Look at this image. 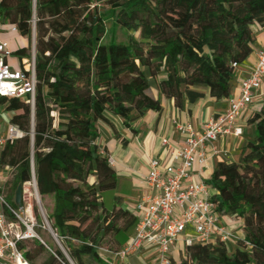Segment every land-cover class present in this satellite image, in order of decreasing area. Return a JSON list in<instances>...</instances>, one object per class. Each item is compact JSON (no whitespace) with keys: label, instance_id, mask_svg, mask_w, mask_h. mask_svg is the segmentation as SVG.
<instances>
[{"label":"trees","instance_id":"trees-1","mask_svg":"<svg viewBox=\"0 0 264 264\" xmlns=\"http://www.w3.org/2000/svg\"><path fill=\"white\" fill-rule=\"evenodd\" d=\"M102 1L128 31L127 41L103 42ZM0 14L19 34L34 33L36 47L34 107L26 98L0 97L25 133L0 150V166L15 169L12 199L32 181L34 161L39 194L54 199L51 227L70 258L112 264L101 248L120 249L137 218L119 199L111 209L104 204L118 177L100 152L98 124L126 143L107 113L130 126L149 110L161 112L153 85L180 109L207 94L229 98L233 64L251 56L254 27L264 26V0H0ZM17 53L23 66L28 48ZM248 121L254 138L237 161L216 160L206 181L216 189L217 210L243 221L244 238L233 249L221 241L187 245L171 264H264V105ZM21 248L35 264L45 246L27 241ZM53 251L57 256L51 252L40 264H70L60 248Z\"/></svg>","mask_w":264,"mask_h":264},{"label":"built area","instance_id":"built-area-1","mask_svg":"<svg viewBox=\"0 0 264 264\" xmlns=\"http://www.w3.org/2000/svg\"><path fill=\"white\" fill-rule=\"evenodd\" d=\"M5 23L4 17L0 14V29ZM10 29L16 31L14 25H10ZM32 39V45L28 48V58L18 69L7 62L11 50L8 43L0 39V97L26 98L34 107L36 97L34 33ZM240 65L233 64L236 69H239ZM263 80L264 40L256 51V61L251 72L240 79L237 95L231 98L227 110L206 122L200 130L195 129L190 123H176V128L184 135L185 145L178 146L168 137H164L162 145L167 149L168 159L149 157L148 173L145 177L148 188L141 198L127 209L137 218L134 233L114 252L116 257L125 260L135 253H152L158 264H171L172 252L177 243L186 247L194 243L217 241L229 244L239 239L237 233L221 222L224 214L217 210V203L214 200L216 189L208 185L206 180H193L191 176L195 169L202 174L210 158L209 146L212 147L213 154L223 152L215 145L220 137L242 135L243 129L237 125V121L252 103L253 98L259 94ZM2 105L0 103V115ZM6 112L9 113V123L6 133L0 134V148L9 140L25 135L24 131L10 122V112L7 110ZM100 152L106 154L102 147ZM108 163L115 167L116 159L108 155ZM32 169L34 170V161ZM14 170L12 166L6 165L3 173L5 181L0 175V264H33L27 258L25 250L21 248L23 243L33 240L39 241L56 255L38 232L39 228H49L69 263L74 264L58 235L51 229V223L42 205L39 207L41 219L38 220L32 204L27 200L28 192L39 198L34 179L23 185L21 206L8 201L6 183L14 174Z\"/></svg>","mask_w":264,"mask_h":264},{"label":"crops","instance_id":"crops-1","mask_svg":"<svg viewBox=\"0 0 264 264\" xmlns=\"http://www.w3.org/2000/svg\"><path fill=\"white\" fill-rule=\"evenodd\" d=\"M254 28L256 32V41L253 46V52L251 56L240 65L239 69H237L233 91L229 98L216 99L207 94L194 103H187L185 108L180 109L175 106L173 99L163 96L154 86V96L160 99L163 106L161 112L149 110L142 117L131 122L130 126L125 125L121 117L108 114V117L114 123L121 137L126 140V143H123L121 139L116 136L111 126L104 122L98 124L100 135L97 139V143L100 147L104 148L107 155H111L116 159L114 168L118 177V185L117 188L112 191H115V195L118 196L120 201L119 206L124 209L130 208V206L139 200L147 190L148 185L145 177L148 173L147 162L149 157L155 156L168 159L167 149L162 145L164 137H168L172 143L178 146L185 145L184 135L176 128V123H190L195 129L200 130L206 122L218 117L227 110L231 98L237 95L240 79L251 72L256 61V51L264 40V26H255ZM14 34L15 31L10 29V24L8 22L0 29V39L8 43L11 51H13L11 39ZM18 57L20 58L19 55ZM7 62L14 68L18 67L17 62H12L10 56ZM263 105L264 80L259 94L253 98L252 103L242 112L237 121V125L241 126L243 129L242 135L234 136L231 134L220 137L215 142L216 147L223 151L219 154H213L212 147L209 146L208 154L210 158L207 160L202 174L198 172V169H195L191 179H203L206 181L210 179L214 172L216 160H225L227 162L238 160L243 145L247 141L252 140L255 136V126L250 124L248 120L254 112L260 111ZM117 118L120 120L119 122H117ZM8 123L9 113L6 112V109L2 106L0 115V134L6 133ZM4 172L5 167L0 166V173H2L1 177L3 179L5 178V176H3ZM221 222L237 233L239 239L244 238L243 222L241 220L229 214H224ZM133 233L134 230L126 237L122 246L130 239ZM233 242L235 243V240ZM184 250L185 247L181 243H177L172 252V259L176 261L180 260L184 255ZM105 252L109 254L105 255L101 253L105 258L109 259L112 264H158L155 261V255L152 253H135L125 260L118 258L119 263H113L116 257L114 252L109 250H105Z\"/></svg>","mask_w":264,"mask_h":264},{"label":"rangeland","instance_id":"rangeland-1","mask_svg":"<svg viewBox=\"0 0 264 264\" xmlns=\"http://www.w3.org/2000/svg\"><path fill=\"white\" fill-rule=\"evenodd\" d=\"M99 8H100V10L102 12L106 13L107 16H108V19L106 21V34H105V36L103 38V42L108 43L113 37H115L118 41H123V42L127 41L128 40V31L123 29L121 26L116 25L115 21H114V18L110 17L111 5L107 1H102ZM135 35L138 37L139 36V32H136ZM32 41H33L32 37L29 38L28 36H23V35L19 34L17 31H15V34L12 35L11 46H12L13 51H11L10 58H11L12 62H14V63L17 62V65H18L17 68H21V63H20V58L18 57V53H16V51L18 49L25 48V47L29 48L32 45ZM153 88H154V85L149 90V92L151 94L155 95V90H153ZM2 106L5 108L6 104H4ZM107 114H110V113H107ZM117 120H118V118H117ZM119 121L120 120H118L117 122H119ZM0 175L2 176V173H0ZM94 179H95L94 177H91L90 181L93 182ZM3 180L5 181V178ZM13 189H14L13 188V175H11L9 177L7 183H6V194H7V197H8L7 198L8 201L11 204H13V205H17L15 203V201L12 199L13 191H14ZM33 193H34V191H33ZM115 194H116L115 191H112V190L106 191L105 194H103V201H104V204H105L107 209H111L114 206V202L116 201V199H118V196H116ZM27 200H28V202L30 204H32L33 210H34L38 220L41 219L40 211H39L40 205H42L43 210H44L47 218L49 219V215L51 214V212L53 210V204H54V199H53L52 196H49V195L41 196L39 194V198H37L35 196V194H32V193L28 192L27 193ZM35 209H37V212L35 211ZM38 232L40 233L42 238L47 242V244L50 246V248L52 250H54L56 248H60L58 242L54 238V236L51 233V231L49 230V228H45V229L39 228ZM238 240H235V243L233 241H231L228 244L230 249H233V248L236 247V241H238ZM32 242H35L37 245L39 244V242L37 240H34ZM61 244H62V242H61ZM106 246L107 245H105V247ZM101 249H102L101 252L104 253L105 255L109 254L108 252H105V250H107L106 248H101ZM50 254H51V251L48 248L45 247V249L42 252V254H40L37 257V259L35 261V264H40ZM114 259L115 260H114L113 263H115V262L119 263L118 257H115ZM94 264H96V263H94Z\"/></svg>","mask_w":264,"mask_h":264},{"label":"water","instance_id":"water-1","mask_svg":"<svg viewBox=\"0 0 264 264\" xmlns=\"http://www.w3.org/2000/svg\"><path fill=\"white\" fill-rule=\"evenodd\" d=\"M33 179H34V181L36 182V178H35L34 170H33ZM36 187H37V183H36ZM22 188H23V186H22V185H19V186L17 187L16 194H15V203H16L18 206H21V205H22ZM37 191H38V187H37ZM38 194H39V191H38ZM51 229L53 230L52 227H51ZM53 231H54V230H53Z\"/></svg>","mask_w":264,"mask_h":264}]
</instances>
